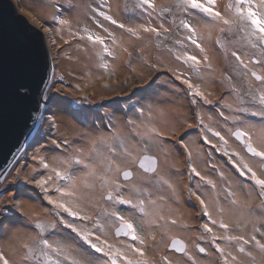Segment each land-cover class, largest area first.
Wrapping results in <instances>:
<instances>
[{"label":"snow or ice","instance_id":"obj_1","mask_svg":"<svg viewBox=\"0 0 264 264\" xmlns=\"http://www.w3.org/2000/svg\"><path fill=\"white\" fill-rule=\"evenodd\" d=\"M218 4L219 0H174V7L181 13L206 18L207 22L203 27L208 29L209 38L212 36V29H216L217 49L223 53L225 60H228L229 56L233 59L235 68L239 70L238 74L244 78L246 85L244 89L234 83L229 84L231 90L238 94L240 102H244L243 96L240 95L243 92L244 95L250 96L253 101L264 106V74L255 70L257 65L264 69V0H227L222 10ZM136 7L141 9L149 19L146 23L135 27H127L105 11L96 8L92 11L98 13L99 17H103L111 25L124 29L137 40L143 39L142 34L154 36L157 41L156 47L159 48L161 38L167 39V34L172 31L171 27L165 26L162 19L163 14L172 13L173 6L157 7L156 0H137ZM153 13L161 17L158 25L152 22ZM58 22L61 25H70L68 20L62 19ZM95 23L103 28L99 20H95ZM171 23L175 24V19ZM177 27L185 30V37L183 40H175L179 49L174 51L172 48H167L166 50L173 55L176 61L195 72L197 78L203 81L204 77L200 75L202 69L214 71L211 58L202 43L203 34L198 33L197 27L187 19H180ZM81 31L83 35L79 38L86 40L88 45L95 49L94 55L99 60V67L106 72L110 67L106 57L112 58L113 61L118 58L115 48L109 45L108 40L111 41V45L121 48V54L126 53L131 58L132 52L128 47L120 45L114 33L108 28H103L107 36L93 32L87 26ZM71 34L74 37L79 35V33ZM237 44L256 51L242 52L235 47ZM189 45L198 49L200 55L188 51ZM230 45L232 47H229ZM137 52L139 58L143 59L145 50L140 48ZM144 62L148 63L147 60ZM128 63H131L130 59ZM151 67L158 69V64L152 63ZM168 70L173 72L176 80L187 86L188 95L194 98L200 97L206 103L210 102L201 90V85L193 83L190 75L179 69L169 68ZM222 75L230 82L233 79L229 73ZM60 79L63 80L64 77L61 76ZM18 91L23 92L24 90L19 89ZM133 109L138 114L139 123L137 119H128L127 134H123L119 129H113L108 135L92 138L86 149H77L71 157L60 160L59 166L52 167L47 179L28 178L29 182H34L43 190L48 204L53 205L55 215L60 217L59 222L70 229L83 245H87L100 256L95 260L90 256L85 259L75 239L70 243L67 238L53 240L51 230L56 228V224L45 225L37 219L33 223L35 234H27L16 239L12 245L22 250V264H174L167 252L162 253L158 259L154 256L149 258V240L153 242L154 252L167 249L168 252L183 254L187 257V261H191V264H198L189 252L185 239L176 234L186 230L189 225L181 222L177 218L178 214L172 210L166 214L161 204L165 201V197L161 195L154 198L150 191L153 187L165 185L168 189L174 190L173 184L160 172V157L164 154V137L168 133L162 130L164 125L153 122V109L150 104L147 106V117H145L144 106L133 105ZM237 111L244 112L247 109L238 108ZM201 123H203L202 120ZM207 131L218 137L224 145L228 144L220 132L212 128H207ZM230 135L240 141L244 151L251 158H259L252 161L245 159V156L238 151L233 150L229 153L226 147L216 148L217 151H223V154L228 156L232 167L241 177H246L255 186L254 190L257 191V197L261 201L258 206L261 219L259 226L257 222H253V233L259 232L261 239H258L255 234L249 237L228 234L232 225L226 222L227 215L236 216L239 213V216L245 219L252 215L250 208L241 210L236 191L230 184L224 189L223 204L216 197L205 200L195 192L191 194L196 196L200 202L201 214L208 220L201 225L203 233L200 238L211 240L223 264H244L242 257L226 251L216 241H234L237 252L253 260H255L253 252L246 250L245 245H251L264 254V242H262L264 239V128L261 129L259 143L254 141L253 133L246 127L230 130ZM204 140L212 144L207 136H204ZM185 148L187 149V145ZM32 159L38 160L44 168H49L43 156L37 154ZM189 160H191L190 150ZM253 163L258 166L254 167ZM189 168L192 174L200 177L213 190L216 189L215 182L201 176L191 163H189ZM53 174L55 179H53ZM219 175L222 179L224 178L223 172ZM50 188L54 195L48 194ZM250 195L251 192L246 193V197ZM123 206H127L132 214L125 216L122 211ZM62 213H66L73 220L63 218ZM74 221L82 223L78 224ZM242 227L246 225L236 224L237 229ZM215 228L222 229L225 235H217ZM203 234H208V236L205 237ZM157 235L160 236L159 240H157ZM110 236L126 239H117L116 242H112ZM196 248L200 253L206 252L204 247L196 245ZM0 264H14V261L10 260L5 252L0 251Z\"/></svg>","mask_w":264,"mask_h":264},{"label":"rangeland","instance_id":"obj_2","mask_svg":"<svg viewBox=\"0 0 264 264\" xmlns=\"http://www.w3.org/2000/svg\"><path fill=\"white\" fill-rule=\"evenodd\" d=\"M10 1L17 9H19L30 20L44 30L45 46L48 53L47 58L51 59V77L49 79V89L46 90V93L43 96L45 98L40 106L37 123L34 125L31 135L18 151L9 170L3 172L0 176V236H4L6 230L13 227H17L22 231L28 230L34 235L35 232L33 231V223L38 219L45 225L56 224V228L51 230V238L53 240H63L67 238L70 243L73 239H75L76 243L82 249L84 258L88 259L90 256L93 260H95L96 257L100 256V254L94 253L87 247V245H83L70 229H67L59 222L60 217L55 215L53 205L48 204L43 190L37 187L34 182H29L28 178L33 180L47 179L46 177L51 174H48L46 172V168H44L38 160H33L32 157L37 154L43 156L50 166V153L56 154L67 152L71 148L69 139L61 138L59 135H56L58 133L56 132L54 122L59 110L62 111L63 115L70 113L79 115L84 113V111H87L89 113L88 115L93 117V120L90 122L89 119L86 120L82 117V119L78 120V122L81 124H85L87 122L91 123L90 125L93 128L99 126L102 131L108 134L113 129H117L115 122L117 117L120 116V111H122V114L125 116V119L123 120L137 119V122L139 123V117L138 114L134 112L133 105L136 107L144 106L146 110L145 116H147V106L149 104L151 106L160 104L159 100L162 99V94L167 90L168 84L171 83L176 86H180V84H182L181 81L175 79L173 72L168 70L169 68L173 69L171 60H176L172 54L167 52L166 49L172 48L174 51L179 49V46L175 44V40H183L185 37V30L177 27L180 19H187L190 22H193L196 16H188L187 14L181 13L174 7V0H156L157 7L173 6L172 13H165L162 17L165 26L171 27L172 31L167 34V39L161 38L160 47L157 48V41L154 36L150 37L148 34H142L143 39L137 40L134 37H131L124 29H119L115 25H111L110 22L105 21L103 17H99L98 13H94L92 11L93 8L105 11L119 22L124 23L127 27H135L141 23H146L149 19L141 9L136 7L137 0H120V13L117 11L115 13L111 10L109 0H79L80 6L84 8V12H86L87 15L86 17L77 19L74 23L70 24L71 32L79 33V35L75 37L72 34L67 35V37L58 36L52 31V29L59 25L58 21L62 19V16L64 15L63 11L67 7H73L74 2H72V0L68 1V4H63L64 2L61 0H54V2H56L55 13L50 16H42L41 18L37 15L35 16L33 12H30L23 5H21V0ZM39 1L41 2V0ZM226 2L227 0H219L218 7L220 6L219 8L222 10ZM173 19H175V24L171 23ZM95 20H99L103 25V28H108L110 32L114 33V35H118V37L124 36L126 40L122 46L128 47L129 51L132 52V56L129 58L126 53L122 54L123 60L120 63L121 65L118 63V66L117 64L114 65V63L111 62L112 58L106 57L110 66L109 71L106 72L103 68L99 67V72H96L95 77L89 81L90 87L92 88L89 93L86 89H90V87L86 86L87 82L84 81V77L81 76V78H77L75 76V72H79V70L74 67V64L69 65L72 61L67 60L70 57L75 60L76 58L74 57L76 56L74 54L76 52L78 54V50H83L84 47L86 50L89 49L91 51V55L94 54L95 49L91 45H88L86 40H81L79 38L80 35H83L81 29L85 26L93 32L107 36V33L103 31L102 27H99L95 23ZM152 21H156L154 25H158L161 22V17L157 16L156 13H153ZM216 35L217 32L214 38H216ZM107 42L111 46V41L108 40ZM214 46L217 49L215 39ZM229 47L232 46L230 45ZM235 47L242 52L245 51L244 49H247L241 47L240 44L235 45ZM140 48L145 50L143 59L139 58V53L137 52V49ZM193 49L194 48L189 45L188 51L193 53ZM218 51L220 52L219 62L212 64V68H214L213 72L216 73L219 81V87H221L219 94L220 97L218 98L219 101L216 104V101L207 104L201 102L197 99L199 97L194 98L193 96L188 95L187 86L184 85L189 99L187 114L189 117L195 119V117L199 118L201 109L208 112L214 110L219 111L221 108L220 105L217 106V104L223 96L230 94L232 95V100L228 103L230 104L229 109H233L236 114H225L224 118L233 121L236 118L241 119L243 122H248L250 126L251 123H258L261 116L257 115L253 106L260 104L257 101H253L250 96L244 95L243 92L240 95L243 96L244 102H240L238 94L231 90L229 84L234 83L238 87L244 89L246 87L244 84V78L242 75L238 74L239 70L235 68L233 59L229 56L228 60H225L223 53L220 50ZM253 51L256 50L248 49L246 52L251 53ZM95 59L99 63L96 56ZM129 59L131 60L130 64L128 63ZM145 60H147L148 63H145ZM152 63H157L158 69L152 68ZM183 66L184 65L182 64V68ZM184 68L185 72L192 77L193 83L201 84L195 72L191 71L186 66H184ZM204 70L205 69H202L201 73ZM255 70L261 74L263 73V70L259 67L255 68ZM223 73L231 74L233 77L232 81L230 82L225 79L222 75ZM61 76L64 77L63 80L60 79ZM83 85L86 87H83ZM193 100H195V102H193ZM238 108H246L247 111H237ZM229 109H227V112ZM210 123H212V125L209 124L210 126L207 128H212L214 131L219 130L218 132H220L221 135H223L228 141V144L224 145L218 137L213 136L212 133L208 131L207 137L212 141V144L205 142L204 138H200L202 145H207L210 149L208 150L210 159L204 168L208 170L214 168L213 170L215 172L213 175L208 174L203 176L206 177V179L213 180L216 184V189L213 190L211 186L202 181L200 177L197 178V176L191 173L189 163L196 168L200 167L196 164V162H193V160H189L186 148L183 146V142L188 136L197 133L199 130H204L201 125H197L199 122H197L192 128L183 129L173 137L169 138L176 145L183 147L180 154V160L177 164L179 167H170L169 171L164 174L166 179L168 178L171 183L176 184V192L171 190L172 192L166 193L165 190L167 188L164 186L153 187L150 189L154 198L161 195L165 197V201L161 202V204L162 208H166V214L170 210L168 206L171 201H175L176 199L184 200L185 204L180 208L174 209L173 212L178 214L177 218L179 220L184 217V223H187L189 228H192L195 231L198 239L195 240L194 243H191L186 238L182 237L179 232L176 234L180 235L182 239H185L188 244V249L190 244L194 249L195 254H199L200 257H203V253H200L197 250L196 245L204 247L206 249V254H208V246H212L213 248L215 247L212 245L209 238H200L203 233L201 225L208 222V220L207 217L201 214L202 207L200 202L196 199V196L191 193L195 192L205 200H210L213 197H216L223 204L224 189L228 186V184H230L233 190L236 191L237 199L241 203V210L247 209V205L244 204L245 201H252L253 198L257 197V191L254 190L255 186L252 185V182L247 180L246 177H241L236 172V170L232 167L228 156H225L223 151L216 150L217 147H226L229 153L235 150L240 152L242 155V149L239 144L233 140L235 137L230 135V130H234L235 128L241 126L236 123L228 126L225 122H223L222 124L218 123L217 127H213V125L216 126L215 123ZM81 124H79V126H82ZM216 128L218 130H215ZM200 137H203V134ZM213 145H215V147ZM155 151L156 150L154 149V152ZM75 152L76 150L71 151L69 157H71ZM206 155L207 154L204 156ZM255 165L256 164H253L254 167ZM220 172L224 173L223 179L219 175ZM230 172L233 174H229ZM232 178H236V180H233ZM53 179H55L54 174ZM52 187H54V185H52ZM248 192H251V195L246 197V193ZM48 194L54 195L51 188ZM26 202H29L30 204L32 203L33 205L38 204L37 207L40 209L37 211L36 216L34 214L32 220L30 219L31 221L25 217V211L22 209ZM225 207H227V205H225ZM122 211L125 216L132 214L131 210H129L127 206H123ZM61 215L65 219L73 220V218L68 217L66 213H62ZM136 215L138 216L139 214L137 213ZM250 219L251 216H248L247 219H245L243 216H239V213H237L236 216L231 214L227 215L225 220L232 225V230H230L228 234L244 235L245 237H249L252 234H255L257 237L261 236L259 232L253 233L252 227H242L240 229L236 228L237 223L246 225ZM74 222L78 224L82 223L80 221ZM16 231L19 232V230ZM215 231L217 235H225L222 229L215 228ZM203 235L205 237L208 236V234ZM110 239L112 242H116L117 239L125 240L126 238H116L114 236H110ZM159 239L160 236L157 235V240ZM216 242L227 251L236 252V244L234 241L229 242L226 240H217ZM148 244L149 258L154 256L158 259L162 253L167 252L169 258L174 261V264H185L183 254L168 252L167 249H162L161 252H154L153 242L149 240ZM15 256L16 259H13L14 264H22L21 249L17 250ZM214 258L218 264L223 263L217 251L214 252ZM187 264L190 263L187 262ZM244 264L246 263L244 262Z\"/></svg>","mask_w":264,"mask_h":264},{"label":"bare ground","instance_id":"obj_3","mask_svg":"<svg viewBox=\"0 0 264 264\" xmlns=\"http://www.w3.org/2000/svg\"><path fill=\"white\" fill-rule=\"evenodd\" d=\"M61 1L64 2L63 4H68V1H71V0H61ZM109 1H110L109 3L111 4L110 6L111 10H113V12L115 13L116 11L120 13L119 12L120 11L119 10L120 0H109ZM72 2H74L73 7L71 8L67 7L63 11L64 15L62 16V19L70 21V24L74 23L77 19L86 17L87 15V13L84 12V8L80 6L79 0H72ZM20 3H22L21 5H23L30 12H33L35 16L37 15L39 18H41L42 16H50L53 13H55L56 2H54V0H41V2L39 0H36V1L35 0H21ZM152 22L154 24L156 21H152ZM206 22H207L206 18L197 15L195 20L191 23L197 27L198 33L203 34V39H202L203 46L208 51V54L211 58V63L216 64L219 62V59H220V52L214 46V39H215L214 36L216 34V29L214 28L212 29V36L209 38L207 35L208 29L203 27V25ZM52 31L54 34L56 33V35L58 36H66V37L67 35L72 33L71 25L59 24L56 28L52 29ZM114 36L120 45L125 43L124 41L126 40V38H124V36H121V37H118V35H114ZM111 46L115 48L118 54V58L115 61L111 60V62L114 63V65L117 64V66H118V63L119 65H121L120 63L123 60L122 59L123 56L121 54V48L120 47L118 48L117 46H114V45H111ZM191 47L194 48V46H191ZM244 50H245L244 52L248 51V49H244ZM193 54L200 55L199 50L194 48ZM74 55L76 56L74 57L76 58L75 60H73L70 57L68 58L67 61L71 60L72 62L69 63V65L74 64V67L77 68V70H79V72H75V76L77 78H81V76L84 77V81L87 82L86 86L90 87L89 81L95 77L96 72H99V63L96 61L94 54L91 55V51L89 49L86 50L85 47L83 50H78V54L76 52ZM171 63L173 64L172 66L174 70L179 69L180 71L185 72V68L184 66L182 68L181 62L171 60ZM258 67L260 68L259 65L256 66V68ZM262 70L264 73V69ZM201 76L204 77L203 81L200 80L201 90L205 93L207 100L210 101L208 103H213L214 101H216L215 102L216 104L219 101L218 98L220 97L219 94L221 91V87H219V81L217 79L216 73L205 69L201 73ZM86 86L83 85V87H86ZM184 87H185L184 84L183 85L180 84V86H176L171 83L168 84L167 90L164 91L162 94V99L159 100L160 104L159 105L156 104L152 106L153 122L157 123L158 125H164L162 130L168 133L164 137V142H163L164 154L161 155L160 157V160H161L160 172L162 175H164L167 171H169L170 167L173 168L174 166L175 167L177 166L178 161L180 160V154L183 150V147L176 145L169 138L173 137L175 134L179 133L183 129L192 128L197 122H199V124L197 125H201L204 128V130H199L197 133L188 136L183 142L184 145L183 144L182 145L183 146L187 145L186 152H187L188 157H189V150L191 151V160H193V162H196V164L199 165L200 168H197V170L200 172L201 176L208 175V174L210 175L215 174L213 170L214 168L210 170L204 168L207 165L208 160L210 159L208 155V150L210 149H209V146L207 145L203 146L202 143L200 142L201 141L200 138H204V136L208 135L207 127L212 125V123L210 122L215 123L216 126L213 125V127H217L218 123L222 124L223 122H225V124L228 126L233 125V123H236L241 127H246L248 131L253 133L254 141L259 143L260 136H261V129L264 128V115H262V113H264V106L257 105L256 107L253 108L254 111L257 113V115L261 116V119L258 121V123H251V126L248 124V122L246 121L243 122L241 119L236 118L234 121L229 120V119L224 118V115L225 114L234 115L236 114V112L233 109H229L230 104L228 103L229 101L232 100V95L228 94V95L223 96L220 102L217 104V106L220 105V108H221L219 111L214 110V111L208 112V111L201 109L199 113V118L195 117L194 119L192 117H189V115L187 114L189 99H188L187 92ZM86 90H88L90 93L91 92L90 90H92V88L90 87V89L87 88ZM197 99L200 100L201 102L206 103L205 100L200 97ZM227 109H229L228 112H227ZM122 113L123 112L120 111V116L117 117L115 126L117 129L121 130L122 133L127 134L129 130L126 127V123H125L127 122V120H123L125 119V116ZM221 113H223V115H221ZM88 114L89 113L87 111L86 112L84 111V113L79 114V115H76L73 113L63 115L62 111L59 110V113L56 115V120L54 122L56 132L58 133L56 135H59L61 138L69 139L71 148L67 152H61V153H56V154L50 153L51 165L49 166V168L46 169V172L48 174L51 173L52 167L59 166L60 160L69 158L71 151L81 149V148L86 149L89 146L90 139L101 136V135H108V133L102 131L99 128V126H97L96 128L95 127L93 128L90 125L91 123L87 122L85 124H81L78 122V120H81L82 117L85 118L86 120L89 119V121L91 122L93 120V117ZM201 120L203 121V123H201ZM79 124H81L82 126H79ZM215 130H218V129L216 128ZM202 134H203V137H200ZM205 154L207 155L204 156ZM165 157H166V161H165ZM229 174H233V173L230 172ZM232 179L236 180V178H232ZM172 184L174 186V190L168 189L166 185L164 186L165 188H167L165 190L166 193H170L172 191L176 192V184L174 183ZM184 204H185L184 200L176 199L175 201H171L168 208L174 211V209L180 208ZM37 205L38 204H35V205H33L32 203L30 204L29 202H26L23 205L22 209H24L25 212L24 211L23 212H24L25 217H27V219L32 220V218L34 217V214L36 216L37 211L40 210L38 209ZM163 211L165 212L166 208H163ZM183 219L184 217L181 218L180 220L182 221ZM182 222L184 223V220ZM16 230H19V232ZM179 233L182 237L186 238L191 243L192 242L194 243V241L198 239V236L195 233V231L189 227L186 230L180 231ZM27 234H33V233L28 230L22 231L17 227L8 228L6 230L5 235L2 237L0 236V251L5 252V254L9 256V259L13 261L14 258L16 259L15 254L17 250L19 249V247L14 248L12 247V245L15 243L16 239L22 238ZM188 250L191 253V255L198 261V264H218V262L214 258V252L216 251V249L213 248L212 246H208V254L204 257H200L199 254L196 255L194 249L191 247L190 244H189ZM232 253L234 255H239L234 251H232ZM184 261L185 262L187 261V257H184ZM187 262L191 264V261H187ZM248 264H251L250 260L248 261Z\"/></svg>","mask_w":264,"mask_h":264},{"label":"water","instance_id":"obj_4","mask_svg":"<svg viewBox=\"0 0 264 264\" xmlns=\"http://www.w3.org/2000/svg\"><path fill=\"white\" fill-rule=\"evenodd\" d=\"M47 54L44 30L0 0V176L37 123L51 77Z\"/></svg>","mask_w":264,"mask_h":264},{"label":"flooded vegetation","instance_id":"obj_5","mask_svg":"<svg viewBox=\"0 0 264 264\" xmlns=\"http://www.w3.org/2000/svg\"><path fill=\"white\" fill-rule=\"evenodd\" d=\"M262 74H264V73H262ZM253 107H256V105H254ZM233 140L239 144L240 148L243 151L242 155L245 156V159L252 160V161H256L259 159V158H251L250 155L244 151L243 145L240 143V141H237L236 139H233ZM253 164H255V163H253ZM257 166L258 165L256 164L255 167H257ZM260 203H261V201L258 197L253 198L252 201H245L244 202V204L247 205V208H250L252 210L251 219L246 224L247 228L252 227V230H253V222H257V226H259V221L261 219V216H260V209L258 208V206L260 205ZM230 230H232V228ZM257 238L261 239V236H258ZM262 242H264V239H262ZM245 248H246V250L252 251L253 256L256 259V260H253V259L245 256L243 253H238L237 248H236V253L239 254L243 258V260L246 264H248L249 260L251 261V264H264V254L260 253V251L258 249H255L251 245H245ZM206 255H207L206 252L202 254L203 257Z\"/></svg>","mask_w":264,"mask_h":264}]
</instances>
